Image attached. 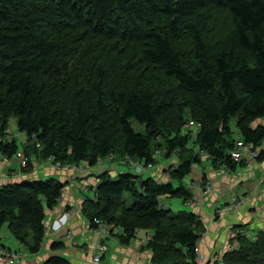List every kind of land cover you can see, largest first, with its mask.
<instances>
[{
	"label": "trees",
	"instance_id": "16d2710c",
	"mask_svg": "<svg viewBox=\"0 0 264 264\" xmlns=\"http://www.w3.org/2000/svg\"><path fill=\"white\" fill-rule=\"evenodd\" d=\"M216 11L233 26L217 54L206 31ZM12 117L27 136L24 172L36 166L32 154L99 168L82 208L93 229L95 220L112 226L124 244L148 233L152 264H201V215L165 199H195L185 180L202 153L233 171L247 164L232 157L241 139L264 161V123L252 124L264 118V0H0V152L9 157L21 148L7 139ZM190 120L198 133L185 128ZM158 138L167 147L156 155ZM162 154L178 159L164 168L167 178L104 166L112 157L148 165ZM64 188L53 177L2 186L0 232L38 252L47 209ZM249 228L232 226L236 243L216 264H264V229Z\"/></svg>",
	"mask_w": 264,
	"mask_h": 264
},
{
	"label": "crops",
	"instance_id": "0c3cea01",
	"mask_svg": "<svg viewBox=\"0 0 264 264\" xmlns=\"http://www.w3.org/2000/svg\"><path fill=\"white\" fill-rule=\"evenodd\" d=\"M18 139L22 145L19 152H25L24 144L27 141V136L20 133ZM31 158L36 166L33 170L24 172L17 156L9 157L0 153V188L7 183L27 178L46 179L51 177L65 183V188L59 204L54 208L47 209V230L38 252H31L26 245L15 238L8 228L0 232V245L4 249H13L22 253L16 264H46V261L52 256L62 257L66 260L65 264H152V251L147 247L146 237L148 233L141 231L131 243L124 244L117 235L103 237L98 234V229L91 227L89 219L82 212L84 201L94 195L100 170L89 172V177L87 172L85 174H73L66 173L63 169H55L48 161L39 159L34 154H32ZM202 159L204 161L208 158L203 155ZM120 164L122 163L116 162V165L111 166L110 173L114 174L117 171H123L120 169ZM107 165L110 164L108 163ZM201 166V163H198L196 167H193L194 173L192 172L191 175H194L195 180L200 185L194 186L192 190L195 195L204 193L203 189L205 188L201 185V181L205 179V183L213 185L212 190L214 192L204 194V203L208 205V211H201L195 208L192 210L201 215L205 225L208 219H204L205 216L203 215H206V212L207 215L212 214L211 208L216 207L222 198L225 201V205L228 206L233 205L235 200L245 201L240 208L233 205V208H229L228 213H222L218 216L213 214L216 219V225L223 221L222 225L224 227L222 226V228H225V232L226 228L230 227V224V228H232L235 224L249 223L248 232L253 234H255L254 231L256 230L264 229V185L257 183V178L264 172V161L249 162L241 166L244 168L243 171H238L239 166L233 171L228 170L224 166L219 169L212 167V165L210 168L203 167L201 169ZM91 175H94V179L91 178ZM194 178L193 176L190 178L192 185H195L192 181ZM165 203L173 209L174 203L170 199H165ZM217 210H219V207H216V212ZM231 211L233 212L230 213ZM65 214L68 215L63 217ZM224 216L229 217L227 220H222ZM207 224L211 226L210 221ZM230 228H227L225 238H220L224 243H222V240L221 242L214 240L213 230L212 235H210V238H212L211 242L207 241L205 243V239L202 238L200 245L205 250L204 252L207 253L206 250H210L212 254H215L219 249L221 250L223 245L225 249V241L226 239L229 240L231 236L228 235ZM231 232L233 231L231 230ZM55 242H61L63 246L54 249L52 245ZM102 244L107 246L106 250L101 251L100 247ZM98 255L101 256V259L95 262L94 259ZM211 257L212 259L215 258ZM0 264H5L1 253Z\"/></svg>",
	"mask_w": 264,
	"mask_h": 264
},
{
	"label": "rangeland",
	"instance_id": "374dc122",
	"mask_svg": "<svg viewBox=\"0 0 264 264\" xmlns=\"http://www.w3.org/2000/svg\"><path fill=\"white\" fill-rule=\"evenodd\" d=\"M213 17H214V21L213 22H211L208 26H207V29H206V31H207V36H208V39H209V41H210V44L212 45V50L213 51H215L216 50V48L217 47H219L220 46V43H218V41L219 40H221L220 39V37L222 36V35H224V34H228V32L230 33L232 30H233V26H232V23H230V19H229V17L226 15V14H223V15H221L220 14V12H214V14H213ZM220 50H222V49H220ZM220 50H218V51H215V53L217 54ZM119 71L123 74V71H127V69H124V68H119ZM82 80H84V77L82 78ZM231 123H232V126L235 128V126H236V122H235V120H232L231 121ZM261 123H264V118H261V119H257V120H255V121H253L252 122V124L253 125H258V124H261ZM133 126H134V128L136 129V130H139V131H145L144 130V127H142V126H140L138 123H136V122H133ZM9 130H12L13 131V134H10L11 136L9 137V138H7V139H9V140H13V139H15L16 141L18 140V144L20 145V147H21V141L18 139V137L20 136V133L18 132V130H17V125H16V117H12L11 119H10V128H9ZM184 133V132H183ZM30 143V142H29ZM25 146L27 145V141H26V143L24 144ZM25 146H24V148H25ZM160 147H163V148H165V147H167V144H166V142L164 141V139L163 138H158V140H156L155 142H154V148H155V151H156V149H158V148H160ZM261 147H263L264 148V143H263V145L261 146ZM160 149H162V148H160ZM164 152V151H163ZM1 153V152H0ZM24 152H20V153H18L16 156L18 157V159H19V161H20V158L22 157V155H24L23 154ZM2 154V153H1ZM39 154H40V152H39ZM202 156H201V159H200V162H199V164L201 163V169H203V167H205V168H210L211 167V161L210 160H208V159H206V160H204L203 161V159H202V157H203V153L201 154ZM37 157H39V159H42V160H46V161H48V163L52 166V167H54L55 169H62V168H58L57 166V162L58 161H55V159L54 158H52V157H49V158H45V157H42V155L41 156H37ZM204 157L205 158H207V155H204ZM131 160V159H130ZM45 161V162H46ZM106 162L108 163V161L106 160ZM116 162H119V163H121V161H120V159L119 158H110V161H109V164H110V168H111V166H114V165H116ZM178 162V159L177 158H175V157H169V158H167L166 157V155H161L158 159H157V163L156 162H154V164H153V168L151 169V170H149L148 169V171H145L144 173L148 176V175H154L155 177H157V178H160V179H162V178H167V175H165V171H164V168L167 166V165H169L170 163H172V164H175V163H177ZM252 162H255V161H252ZM103 163L105 164V162L103 161ZM247 163H249V161H247ZM20 164H21V167H22V161H20ZM65 164H67V163H65ZM103 164V165H104ZM129 164V163H128ZM128 164H124V163H122V164H120V169L121 170H123V171H131V172H137L136 171V169H135V167H133V166H129ZM34 166H35V164H34ZM104 166H107V164L106 165H104ZM103 166V167H104ZM197 166V164H195L194 165V167H196ZM213 167V166H212ZM34 169V168H33ZM32 169V170H33ZM89 169H91L89 172H91V171H97V167L96 168H89ZM88 169V170H89ZM99 169V168H98ZM244 170V168L243 167H241V166H239V168H238V171H243ZM27 171H29V170H27ZM31 171V170H30ZM73 170H65V172L66 173H74V172H72ZM88 172V173H89ZM193 172V171H192ZM118 173H120L119 171H117V173L116 174H118ZM194 173V172H193ZM84 174H85V172H84ZM263 174H264V172H263ZM262 174V175H263ZM262 175H260L258 178H257V183L259 182V180L262 178L261 176ZM193 176V178H194V175H191V176H188V178L185 180V183H186V185H188L187 187L188 188H190V189H192L194 186H199L200 184H198V181H196L195 180V178H194V180L192 179V181H193V183L195 184V185H192V183H191V181H190V178ZM89 177H90V173H89ZM91 178H93L94 179V175H91ZM190 182V183H189ZM214 183V182H213ZM204 183L202 182L201 183V185L204 187V185H203ZM207 184V183H206ZM259 184V183H258ZM214 185H215V183H214ZM207 186H213V185H211V184H207ZM205 188V187H204ZM204 191V193H201V194H198V195H201L203 198L201 199L200 198V202L198 203V205L195 207V209H197V210H201V211H203V210H205V211H208V205H206L204 202H205V198H204V194H211V193H213L214 191L213 190H210L209 192H205V190H208L207 188H205V189H203ZM217 191V190H216ZM198 195H196V197H199ZM170 200L174 203V210L176 211V212H178V211H180V210H188V211H190V210H192L193 208H191V207H188V206H185L184 204H183V202H182V200L180 199V198H170ZM235 203L233 204V205H235V206H237V207H241V206H243L244 205V203H245V201H240V200H235L234 201ZM233 205H230V206H228V205H225V201L221 198L220 200H219V202L217 203V205H216V207H219V210H217V212H216V207H214V208H211V212H212V214H209V215H207V212H206V215L204 214L203 216H205V218L204 219H208L207 221L208 222H206V229H204V232H203V239H205V243L207 242V241H209V242H211L212 241V238H210V235H212V230L214 231V234H213V238H214V240L215 241H217V242H221V240H220V238H222V237H224L225 238V236H226V234H227V228H230L231 227V224H230V227H227L226 228V232H225V228H222V226L224 227V225H222V223H223V221L222 220H227L228 219V217H223L222 218V222H220V224H217L216 225V219H215V216L214 215H220V214H224V213H228V211L230 210L229 208H233ZM233 211H231L230 213H232ZM239 212H240V210H239ZM214 214V215H213ZM63 217H65V216H63ZM62 217V218H63ZM211 218V219H210ZM209 221H210V223H211V226H212V224H213V226H212V228H211V226H209L207 223H209ZM205 223V222H204ZM91 225V224H90ZM106 225V224H105ZM92 227V226H91ZM109 228H110V230L106 233V231H103V230H101V229H99L98 231H97V233L98 234H100L101 236H103V237H106L107 235H116L117 233H118V230H115L114 231V228L112 227V226H108ZM231 230H232V228H230L229 229V233H228V235H231L230 237H229V240L228 239H226V241H225V245H226V248L224 249V245H223V247L221 248V250L219 249V251H217L215 254H212V252H210V250L208 251V250H206L207 251V253H205L204 251V249L202 248V252H203V258L202 259H200L201 261H200V263L201 264H207V263H210V264H216L215 263V261L218 259L217 258V255L219 256V255H221L222 253H225L227 250H229L230 248H231V246L234 244L235 245V237H236V235H235V233L234 232H231ZM150 238V236H148L147 235V237H146V239L148 240ZM222 243H224V241L222 240ZM102 246L104 247V246H106L105 244H102ZM202 246V245H201ZM220 246V245H219ZM218 246V247H219ZM107 249V246H106V248H104V250H106ZM211 256H213V257H215L214 259H212V257ZM209 257V258H208ZM212 259V261H210V260Z\"/></svg>",
	"mask_w": 264,
	"mask_h": 264
},
{
	"label": "built area",
	"instance_id": "2783aa9c",
	"mask_svg": "<svg viewBox=\"0 0 264 264\" xmlns=\"http://www.w3.org/2000/svg\"><path fill=\"white\" fill-rule=\"evenodd\" d=\"M185 126H186L185 128H187V129L188 128L193 129L195 131V134H196L200 131L201 124L199 122L194 121V120H190ZM258 153H259L258 150L255 149L252 145H250V144H248V143H246L240 139L239 141H237L236 148L232 152V157L236 161L246 159L247 161L252 162V161H256V159L258 157ZM155 154L156 155L160 154V150H156ZM20 161H22V166H27L28 157L24 154L20 158ZM128 163H129L128 164L129 166L135 167V169L138 173H142L148 169L151 170L153 168V164H154L151 162L148 165H146L144 162L133 160V159H131V160L129 159ZM57 165H58L57 166L58 168H62L63 170H73L72 172H74V173H84L87 171L86 167L83 165H76L73 163H67V164L62 165L60 162H57ZM261 177L262 178L259 180L258 183H259V185H264V174ZM207 189L208 190H205V192H209L211 190V187L208 186ZM198 196L199 197H195L194 200L189 202V205H188L189 207L195 208L198 205V203L200 202V198L201 199L203 198L201 195H198ZM67 215L68 214H65L64 216H67ZM95 221H96V223H98L100 225L98 230L101 229L103 231H106V233L110 230V228L107 225L100 223L99 220H95ZM233 245L231 246V248H233ZM100 248H101V251H103L104 248H106V246L103 247L101 245ZM0 253L2 255V260L5 262V264H16V262L19 260V258L22 255V253L20 251L13 250V249L12 250L4 249L1 245H0ZM201 258H202V256H199V259H201ZM100 259H101V256L98 255L95 257L94 260L96 262V261H99Z\"/></svg>",
	"mask_w": 264,
	"mask_h": 264
}]
</instances>
